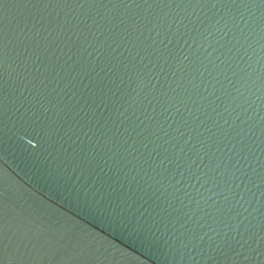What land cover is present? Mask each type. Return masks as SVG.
Segmentation results:
<instances>
[{
	"label": "water",
	"instance_id": "obj_1",
	"mask_svg": "<svg viewBox=\"0 0 264 264\" xmlns=\"http://www.w3.org/2000/svg\"><path fill=\"white\" fill-rule=\"evenodd\" d=\"M0 264H264V0H0Z\"/></svg>",
	"mask_w": 264,
	"mask_h": 264
}]
</instances>
